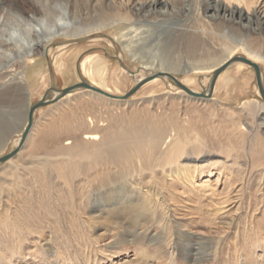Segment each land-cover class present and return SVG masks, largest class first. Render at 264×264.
Masks as SVG:
<instances>
[{
  "label": "rangeland",
  "instance_id": "obj_1",
  "mask_svg": "<svg viewBox=\"0 0 264 264\" xmlns=\"http://www.w3.org/2000/svg\"><path fill=\"white\" fill-rule=\"evenodd\" d=\"M33 1L51 19L66 7L72 23L78 22L74 11L85 4L0 0V17L15 9L31 13ZM166 1L174 6L172 15H153L134 29L107 28L96 37L59 38L46 52L39 49L27 67L19 65L30 83L8 86L17 88L19 101L2 110L9 116L0 118L8 129L0 139V158L17 149L29 106L52 90L86 81L124 96L137 86L129 72L138 78L168 72L169 57L176 66L171 74L202 93L221 65L245 53L244 44L264 51V33L210 22L205 0H189L187 9L185 0ZM181 30L202 42L195 59L183 40L175 44ZM123 33L128 37L116 47ZM203 64L211 67L193 69ZM258 64L264 73V63ZM37 69L39 82L32 77ZM88 71L96 73L93 80ZM103 74L108 81H101ZM131 127L152 136L162 131L163 144L147 154L117 158L120 169L104 166L99 144ZM91 134L99 139H85ZM27 139L23 152L0 165V264H264V102L253 68L231 65L218 77L211 99L193 98L167 79L145 84L125 102L77 91L38 109ZM96 175L105 176L102 184H116L124 175L155 183L168 217L145 221L131 213L118 225L99 219L100 209L115 206L110 207L114 193L105 188L93 195ZM118 233L127 242L111 247Z\"/></svg>",
  "mask_w": 264,
  "mask_h": 264
},
{
  "label": "bare ground",
  "instance_id": "obj_2",
  "mask_svg": "<svg viewBox=\"0 0 264 264\" xmlns=\"http://www.w3.org/2000/svg\"><path fill=\"white\" fill-rule=\"evenodd\" d=\"M260 1L261 0H205V17L210 22H217L218 24H220L221 27L230 26L233 29H243L249 32L259 34L264 33V3ZM83 2L85 4L81 7V9L74 11V15L78 19V22L74 23H72L71 17L68 14L69 11L66 7L62 8V15L58 16L57 18L53 17L51 19L47 16V14H45V11L39 8V4L36 1H33L34 9L31 11V13H26L21 9H15V12H9L8 18L4 16L0 17V118L2 114L6 113L7 116H9V112L2 111L3 109H7L8 104H15L19 101V94L17 88H9L8 86L13 82L18 83V85H26V83H30V78L28 77L29 73L18 71L17 67L19 65L27 67L29 63L32 62L31 60L35 58L36 52H38L39 49L44 50L46 52L47 50H49L51 44H53L59 38L75 40L77 38H83L84 36L96 37L102 35L103 30L107 28H115L122 30L127 29L125 28V25L134 29L137 26H143V23L148 22V19L153 15L156 17H167L169 15H172L174 11L173 4L170 1L166 0H84ZM184 6L186 9L190 7L189 0L184 1ZM184 31L185 30H181V39L179 38L175 44L178 45L179 41L183 40L187 54H189L192 59H195L196 51L200 43L202 42H200V38L197 36V34L185 35ZM127 37L128 34L123 33L119 39H116V47L120 45V42H124L121 41L123 38L127 39ZM244 45L242 47L245 53H243L242 56L246 57L247 59L251 60L256 64L260 62L264 63V51L262 52L256 47L251 48L249 46ZM233 58H231L230 60H232ZM166 59L168 60L165 62V70H167L168 72H159L158 74L149 76L147 78H138L139 74H136L134 72H129V74L137 78L136 85L142 84L141 87L145 84L154 81L156 82L161 79H167L175 85V83L170 78L159 76V74L162 73L171 74V72L176 69V66L174 65V63L171 62L169 57H167ZM56 64L58 67L61 68V70L65 68V64L61 61V58H58L56 60ZM235 64H242L250 67L249 65L241 62L234 63V65ZM210 67L211 66H208L207 64H203L200 67L194 66L193 69L206 70ZM87 74L90 80H93L94 77H96L95 72L88 71ZM40 76L42 75L40 74L39 69L32 73L33 79L36 80L35 82H39L38 79H40ZM100 79L102 82H106V80L108 81V74L101 75ZM125 81L126 79L122 78V76L118 78V83L122 87L124 86ZM177 88L180 91L184 92L179 87ZM77 91H89L91 93H95L93 91L80 88L77 89L75 92L65 95L59 101H61L62 99L70 98ZM208 92L209 88L205 91V93ZM95 94L103 98L105 97L98 93ZM185 94L187 93L185 92ZM58 96H60L59 91L52 90L47 96V101L52 102ZM107 99L119 102L128 101H121L110 98ZM59 101L55 102L54 104L58 103ZM253 106L254 105L252 104L248 105L249 109L253 108ZM30 107L31 105L28 109V118ZM26 126L27 124L25 125L24 130ZM33 127L31 128L29 135L31 134ZM7 132L8 129H5L3 123H1L0 139L6 137ZM164 134L165 133L161 131L159 132V134L152 136L147 133L145 128L131 127L124 133L117 136V139L113 141H103L102 143H100V151L98 152V158L103 162V164H107L104 166L107 167L109 165V167L111 168L115 165L120 169L121 167L118 164L120 162L117 160V158L124 156L127 157L128 155L140 156L143 154H147L148 150L151 147L158 148L163 144ZM85 139L89 141H96L99 139V137L96 134H91L85 137ZM20 142L21 139L17 147L20 146ZM27 144L28 139L24 141V143L20 147L18 154L13 158H16L19 153L23 152L26 149L25 147L27 146ZM83 144L87 146L90 143L86 142ZM66 157H68V155L65 153L62 158ZM31 158L36 159L35 156H32ZM121 175L123 176V173H121ZM122 176H120V178H118L117 180H114L116 184H114L113 182L108 184L100 183V180L105 177L104 175H96L94 180L92 181L93 186L95 183L99 185L93 187V195L97 193L96 191H101L102 188H105L107 193H114V201L110 207L115 206V208L109 209V211L106 209V207L100 209L102 213L100 214L99 219H104L107 222L111 220H116V223L118 225L122 223L121 221L125 216H129L132 213L138 214L137 217L142 219L144 218L145 221L150 219L151 221L160 220L161 222H163L169 212L167 209H163L164 204L162 201V197H160L155 183L149 182L146 184L143 181L137 183L138 181L135 179L134 176L126 177V175H124L125 178ZM129 186L130 189L128 188ZM95 211L99 210L96 208ZM179 230H181V228H179ZM120 233H118V236H114L113 241L111 240L113 243L111 247H117L120 244H124L127 242L125 239L119 236ZM47 246V251L49 253H52L51 243L48 242ZM127 251H129V253H133L134 250L132 249L130 251V249H127ZM124 254H127V252Z\"/></svg>",
  "mask_w": 264,
  "mask_h": 264
},
{
  "label": "water",
  "instance_id": "obj_3",
  "mask_svg": "<svg viewBox=\"0 0 264 264\" xmlns=\"http://www.w3.org/2000/svg\"><path fill=\"white\" fill-rule=\"evenodd\" d=\"M237 62H241V63L247 64L251 68L254 69L255 74H256V79H257V85H258L259 92H260V96H261V98H262V100L264 102V81H263L262 69H261V67L258 64L252 62L251 60L247 59L246 57H244L242 55L234 57L232 60L226 62L224 65H222L218 70H216L214 72V74L212 75V79H211V82H210L209 92L208 93H205V91L203 93L194 92L190 88L186 87L178 78H176L175 76L171 75L170 73L169 74L168 73H162V74H159V76L170 78L175 83V85L177 87H179L181 90L186 92L191 97L198 98V99H211L213 97V93H214V89H215V85H216L218 77L228 67H230L232 64L237 63ZM141 85L142 84L137 85L131 92H129L128 94H126L124 96H121V97L109 94V93H107V92H105V91H103V90H101L99 88H96V87L88 84L87 82H82L80 84H77L76 86L69 87V88L62 89V90L55 89V90L59 91V93H60V96L55 98V100H53L52 102H48L47 101V96L49 94L48 93L47 95H45V97L42 100H40V101L36 102L35 104L31 105L30 110H29L28 123H27V126H26V128H25V130L23 132L22 137H21L20 146L17 147V149L14 150L12 153L0 158V165L4 164L5 162H7L8 160L12 159L13 157H15L18 154L21 145L27 139L31 128L34 125V116H35V112H36L37 109L45 107V106H48L50 104H53V103L59 101L65 95H67L69 93H72V92H75L77 89H80V88H84V89L93 91L95 93L101 94V95H103V96H105L107 98H110V99L121 100V101L122 100H128L135 92H137V90L139 88H141Z\"/></svg>",
  "mask_w": 264,
  "mask_h": 264
}]
</instances>
